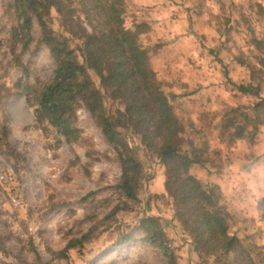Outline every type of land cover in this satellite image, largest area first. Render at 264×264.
Masks as SVG:
<instances>
[{
    "label": "rangeland",
    "instance_id": "rangeland-1",
    "mask_svg": "<svg viewBox=\"0 0 264 264\" xmlns=\"http://www.w3.org/2000/svg\"><path fill=\"white\" fill-rule=\"evenodd\" d=\"M124 16L128 27L148 24L139 41L151 49V67L184 125L180 143L202 149L191 174L214 189L218 206L230 214L231 232L264 264V124L248 125L236 140L223 128L238 115L232 109L257 99L242 95L239 84L260 86L264 95V0H126ZM20 22L14 0H0V264H34L39 256L46 264H168L140 229L150 216L161 218L177 264H209L175 215L165 166L137 135L123 132L144 166L134 203L116 189L118 156L83 105L74 142L36 123L25 90L51 79L55 62L37 21L28 47L21 42L12 51ZM51 24L62 31L55 11ZM20 77L23 87L16 84ZM105 101L112 112L121 107ZM125 202L132 208L124 209ZM85 234L83 246L66 258L54 254Z\"/></svg>",
    "mask_w": 264,
    "mask_h": 264
},
{
    "label": "trees",
    "instance_id": "trees-1",
    "mask_svg": "<svg viewBox=\"0 0 264 264\" xmlns=\"http://www.w3.org/2000/svg\"><path fill=\"white\" fill-rule=\"evenodd\" d=\"M125 2L14 0L22 22L11 34L12 51L21 42L22 49L28 47L33 23L37 21L41 28L40 41L50 49L55 62L51 79L25 90L27 103L35 108L36 123L45 129L53 127L66 142H74L81 131L76 124L77 110L83 105L118 156L121 177L116 189L128 201L136 203L143 186L144 166L123 135L130 130L165 166L167 196L199 257L209 264H259L244 240L231 232L230 214L218 206L214 189L205 188L191 174V168L202 162L204 154L193 142L183 149L180 136L184 125L151 67V49L139 41L150 28L145 22L133 24L134 28L126 25ZM54 11L61 32L51 24ZM73 39L81 41L76 48L70 45ZM260 63L264 67V57ZM92 72L99 77V85ZM22 83L20 77L16 84L23 87ZM237 89L242 95L257 99L252 106L232 109L238 115L232 116L223 127L230 140L242 138L248 125L257 129L264 124V95L260 86L242 83ZM105 97L121 107L110 111ZM232 127L234 130L229 131ZM123 207L132 208L128 202ZM140 229L152 245L164 250L168 264H177L160 217L144 218ZM85 238L86 234L82 239L70 241L64 250L54 254L66 258L67 251L83 246ZM34 264L46 263L39 256Z\"/></svg>",
    "mask_w": 264,
    "mask_h": 264
}]
</instances>
